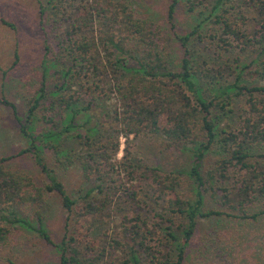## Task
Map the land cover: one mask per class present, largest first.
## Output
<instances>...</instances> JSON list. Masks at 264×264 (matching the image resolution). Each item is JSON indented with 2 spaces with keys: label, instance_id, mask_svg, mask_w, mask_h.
Segmentation results:
<instances>
[{
  "label": "trees",
  "instance_id": "16d2710c",
  "mask_svg": "<svg viewBox=\"0 0 264 264\" xmlns=\"http://www.w3.org/2000/svg\"><path fill=\"white\" fill-rule=\"evenodd\" d=\"M168 1L164 23L130 0H49L41 6V23H48L43 78L25 118L17 116L28 147L0 159V214L34 229L58 251L59 264H187L202 219L245 215L264 203V0H213L211 7L209 0H186L198 23L182 34L176 31L180 0ZM251 49L257 56L242 64L240 55ZM226 54L237 57L213 60ZM15 58L17 65V52ZM238 100L239 121L224 125L235 117ZM101 101L108 109L92 125L97 116L90 113ZM1 103L17 115L15 105ZM154 134L169 149L189 154L186 169L138 163L132 138ZM25 155L44 183L5 165ZM56 169L81 171L85 186L76 198ZM145 186L159 210L140 206ZM52 194L77 219L59 243L45 230L40 209L36 226L7 211L42 208ZM118 195L136 205L132 214L118 208ZM207 199L218 208H209ZM83 223L89 227L78 237ZM12 236L0 224V254Z\"/></svg>",
  "mask_w": 264,
  "mask_h": 264
},
{
  "label": "rangeland",
  "instance_id": "374dc122",
  "mask_svg": "<svg viewBox=\"0 0 264 264\" xmlns=\"http://www.w3.org/2000/svg\"><path fill=\"white\" fill-rule=\"evenodd\" d=\"M49 0H0V159L18 155L20 151L28 147V140L20 130L17 116L25 118L28 104L33 100L35 92L40 87L43 78V61L45 59V31L48 27L41 23V6H46ZM143 14L150 16L154 21L164 23L169 6L168 0H130ZM186 0H180L178 6V18L176 20L178 34L186 33L197 23L195 16L186 8ZM209 0L207 5L211 7ZM45 19V18H44ZM13 24L15 29L7 25ZM194 45H200L194 43ZM177 58L179 62L180 49L177 45ZM18 53V64L15 65V53ZM257 56L254 49L240 55L241 63L251 64ZM217 59L235 61L237 55H212ZM264 84V83H263ZM6 100L16 106L14 110L3 103ZM105 102L101 101L98 111L90 113L92 125L104 117L107 109ZM242 101H236V113L232 121L224 125H234L239 121ZM122 146L119 158L123 156L125 139L121 140ZM134 152L140 165L161 167L166 171L177 172L186 169L189 154L187 152L169 149L165 139L158 134L142 135L132 138ZM47 162L54 167L53 158L47 155ZM5 165L15 172H25L34 177L35 181L42 184L46 181L45 175L37 166L30 155L18 156L9 160ZM68 192L76 198L80 188H84L81 171L71 169L67 172L59 171ZM143 186L145 183L142 184ZM189 195L186 184L184 189ZM139 197L140 206L147 211L159 210L160 205L156 201L150 188L145 186ZM123 212L131 213L136 205L119 201V195L115 198ZM116 203V204H117ZM209 208H218L210 199H207ZM8 212L17 211L20 218H26L33 226L38 224L36 213L40 209L43 215L45 230L50 237L59 243L64 237L70 235L77 227L75 215H70L64 210L58 196L52 194L42 208L15 206L8 207ZM243 213H232L234 216H219L210 219H202L194 239L188 248L187 264H264V203L249 207ZM0 214V224L8 226L12 230L11 244L0 254V264H59L58 251L48 245L41 236L27 226L14 222V217L7 216L10 222H5ZM257 215L256 218H253ZM131 218L133 216H130ZM129 217V218H130ZM88 223H83L80 234L85 237V228ZM116 228V227H115ZM112 234V233H111Z\"/></svg>",
  "mask_w": 264,
  "mask_h": 264
}]
</instances>
